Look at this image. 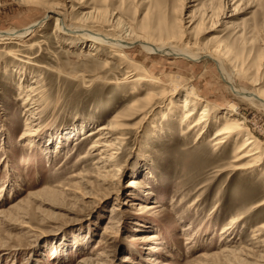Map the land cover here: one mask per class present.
Returning <instances> with one entry per match:
<instances>
[{
    "label": "rangeland",
    "instance_id": "1",
    "mask_svg": "<svg viewBox=\"0 0 264 264\" xmlns=\"http://www.w3.org/2000/svg\"><path fill=\"white\" fill-rule=\"evenodd\" d=\"M49 8L119 41L175 33L216 48L235 83L264 97V0H0V30ZM57 16L0 37V264H264V206L253 207L264 162L232 169L237 134L213 145L234 118L264 144V106L233 93L211 59L93 48ZM146 77L166 82V95ZM186 90L211 114L183 134ZM104 124L114 148L91 154L99 134L88 133Z\"/></svg>",
    "mask_w": 264,
    "mask_h": 264
},
{
    "label": "bare ground",
    "instance_id": "2",
    "mask_svg": "<svg viewBox=\"0 0 264 264\" xmlns=\"http://www.w3.org/2000/svg\"><path fill=\"white\" fill-rule=\"evenodd\" d=\"M57 2V1H56ZM58 15L57 20V27L60 31L65 33H74L79 34L81 37L88 39L90 42V45L92 47H96L97 45H105L107 43H110L109 46L112 47L113 50L119 51L121 54L123 48L128 47L129 45H132L134 43H139L147 52L151 53H161V54H174L176 56L183 57L188 60H194L200 61L202 59H211L213 60L219 71L221 72L223 78L225 81L230 85V89L233 93H235L237 96H241L243 98H246L249 101H257L259 104L264 106V97L260 92H257L256 90L247 89L241 86H238L231 75L226 71L224 65H223V58L219 54V50L216 48L213 49H206L195 45H190L189 42H185L184 38H178L175 33L169 34L167 37V41L162 42L160 44H156L152 41L144 40V39H135V40H128L125 38H122L120 41L119 39H113L107 36L102 35L98 28H94L86 22H76V23H66L63 18H59V14L57 11H55L52 8L48 9V17H50L52 14ZM61 19V20H60ZM38 21H35L29 25H27L23 29H6V30H0V37L7 38V39H13V38H21L23 36H26L29 32L32 30L31 27L34 26ZM40 25V24H39ZM96 45V46H95ZM131 74V73H130ZM137 78H143L142 75L138 76ZM146 81L150 84L153 88H158L161 92L160 94H156L155 91L149 90V92L146 94L148 99H151L153 95L156 94V96L164 97L166 93V87L167 84L159 77H146ZM172 87H176L177 83L171 82ZM179 85V84H178ZM181 87V86H180ZM179 87V88H180ZM187 95L183 96V99L181 100V106L182 109H184L183 115H182V121L187 122V128L184 131L183 134L191 133V131L195 130L197 127H199L200 124L203 123V121H207L205 119L207 116L211 114V109L207 105H203L201 111L198 114V108L197 106L201 105V100L199 99V96L194 93L190 92L189 90H186ZM27 99V98H26ZM135 103V101H133ZM235 107V103H231L229 105L228 111L230 113L233 111V108ZM187 108V109H186ZM198 114V116H197ZM226 116H228V113L225 112ZM208 122V121H207ZM246 121L244 118H234L232 121H228L222 126H220L217 129V132L213 136L214 142L213 145L216 146L217 144L223 142L225 138H228L234 134H237L239 136H242L244 138V142L238 147V153L233 159H232V169H248L250 166H253L254 164H258L259 162H264V144L254 135H248L244 131L246 129ZM98 127V126H97ZM109 125H99L98 128L90 130L88 133V136H94L99 134L96 139L92 143H90L89 150L92 151L91 154H97L98 152H106L107 150H110L113 147V143H111L110 140H108V137L111 136V134H108L109 132L106 131V129H109ZM203 131L200 130L199 132V138L202 136ZM34 149V148H30ZM115 152V151H114ZM89 155V154H87ZM85 157V156H84ZM244 159H247L246 161H243ZM251 168V167H250ZM231 170V169H230ZM132 186H136V181H133ZM264 206V199L257 202L253 207L256 209H261ZM245 218L243 213L234 215L230 218L229 224L231 227H233L234 224L239 223V221L243 220ZM230 226L226 225V228H223L220 230V234H222V238H225L224 234H227L228 229L231 228ZM261 226V225H260ZM264 226V223L262 224ZM262 232V231H261ZM152 235H149L148 238H155L157 235L156 233L152 232L150 233ZM88 259V258H87ZM87 259L81 258V262H84L87 264Z\"/></svg>",
    "mask_w": 264,
    "mask_h": 264
},
{
    "label": "water",
    "instance_id": "3",
    "mask_svg": "<svg viewBox=\"0 0 264 264\" xmlns=\"http://www.w3.org/2000/svg\"><path fill=\"white\" fill-rule=\"evenodd\" d=\"M47 18H48V15H46L42 20H40V21H38L36 24H34V26L31 27L30 29L33 30V28H34L35 26H38L42 21L46 20Z\"/></svg>",
    "mask_w": 264,
    "mask_h": 264
}]
</instances>
